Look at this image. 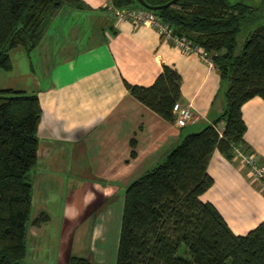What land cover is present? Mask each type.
I'll list each match as a JSON object with an SVG mask.
<instances>
[{
  "label": "crops",
  "instance_id": "obj_1",
  "mask_svg": "<svg viewBox=\"0 0 264 264\" xmlns=\"http://www.w3.org/2000/svg\"><path fill=\"white\" fill-rule=\"evenodd\" d=\"M81 1L86 9H61L34 50L11 51L12 70L0 69V90L36 94L42 108L31 208L37 199L59 198V191L62 198L53 210L37 205L38 215L44 212L50 220L28 227L22 264H68L71 255L115 264L127 186L225 108L212 64L164 41L151 26L117 20L110 0ZM40 52L45 56L37 61V77L32 56ZM163 66L181 77L179 104L192 114L183 124L165 121L126 90L125 83L152 85ZM4 72H19L21 83L4 81ZM241 110L244 140L264 166V101L252 98ZM207 172L213 185L200 200L212 204L235 235L264 221L262 184L247 168L215 151ZM47 182L53 184L49 193ZM52 214L60 220L53 238Z\"/></svg>",
  "mask_w": 264,
  "mask_h": 264
},
{
  "label": "trees",
  "instance_id": "obj_2",
  "mask_svg": "<svg viewBox=\"0 0 264 264\" xmlns=\"http://www.w3.org/2000/svg\"><path fill=\"white\" fill-rule=\"evenodd\" d=\"M143 1L160 7L172 0ZM110 3L112 9L140 6L136 0ZM65 7L86 9L81 0H0V69L12 70L11 51L34 50ZM155 14L172 36L206 54L219 74L225 108L212 123L185 134L159 163L127 186L115 264H264V221L237 236L212 204L200 200L213 185L207 168L215 151L233 163L237 150L254 154L244 140L241 109L252 98L264 101V26L255 27L236 54L238 33L259 19L244 3L180 0ZM180 82L175 69L163 66L152 85L125 87L138 102L174 122ZM41 117L36 94L0 90V264H22L28 227L50 220L44 212L30 220V173L37 161ZM182 245L189 258L178 256ZM68 264L97 263L71 255Z\"/></svg>",
  "mask_w": 264,
  "mask_h": 264
},
{
  "label": "built area",
  "instance_id": "obj_3",
  "mask_svg": "<svg viewBox=\"0 0 264 264\" xmlns=\"http://www.w3.org/2000/svg\"><path fill=\"white\" fill-rule=\"evenodd\" d=\"M113 16L117 20L129 21L133 26L148 25L155 28L164 41L172 42L176 47L186 53H193L212 64L206 58V54L199 48L193 47L189 42L172 36L171 30L161 23L155 12L139 9H113ZM173 114L180 123H184L192 118L189 108L181 107L179 103L175 104L172 109ZM236 160L242 166L248 169L252 178L262 184L264 191V166L259 164V159L254 154H244L236 151Z\"/></svg>",
  "mask_w": 264,
  "mask_h": 264
},
{
  "label": "rangeland",
  "instance_id": "obj_4",
  "mask_svg": "<svg viewBox=\"0 0 264 264\" xmlns=\"http://www.w3.org/2000/svg\"><path fill=\"white\" fill-rule=\"evenodd\" d=\"M231 3H238V2H242L252 8H255L256 10V14L258 16V20L255 24H253L252 26L248 27V28H244L242 31H240L237 35V47H236V50H235V53L238 54L240 51H241V48H242V45L245 41V39L248 37V34L257 26L259 25H263L264 26V0H229ZM66 8V7H65ZM139 10H145L144 8H142L141 6H139L138 8ZM41 54H43V52H40L38 53V55L36 53H34V55L32 56V61H33V65H34V69H35V74L37 77H39L41 75V69H39V63L40 61L43 59V57L45 55H42L40 56ZM40 56V57H39ZM39 63H38V62ZM48 65V64H47ZM28 67V66H27ZM3 72V71H2ZM3 75V80L6 81V82H11L13 83V85H16L17 82H20V80H22L21 78L23 77L19 72H13V73H2ZM27 85L29 87H31V83L28 82ZM29 91H30V88H29ZM32 172L30 173V176H31ZM44 186L46 188V193H49L51 191V187L53 186V184L50 182H47V183H44ZM61 195V191H59V198H52L51 199H47V198H42L41 200H35L34 201V204L31 208V212H30V220L34 219L35 217L38 216V208H37V205H44V206H47L48 209H52L53 210V207H55L56 205H60L58 204L62 202V199L60 197ZM52 217H54L53 219V223L52 225H48L50 226L49 229H51L49 232L51 234V237L52 236H56L58 233H59V225H60V220L58 219V215L57 214H52ZM89 226V223L88 225L87 224H84L83 228H82V232H78V237H80V233H85V230L87 229V227ZM53 238V237H52ZM84 241V240H83ZM86 242V241H85ZM178 256L180 257H185V258H189V255L185 249V247L182 245L179 250H178Z\"/></svg>",
  "mask_w": 264,
  "mask_h": 264
},
{
  "label": "water",
  "instance_id": "obj_5",
  "mask_svg": "<svg viewBox=\"0 0 264 264\" xmlns=\"http://www.w3.org/2000/svg\"><path fill=\"white\" fill-rule=\"evenodd\" d=\"M179 0H172L170 2H168L167 4L160 6V7H150L148 5L145 4V2L143 0H137L138 4L144 8L147 11H152V12H156L158 10L164 9V8H168L172 5H174L176 2H178Z\"/></svg>",
  "mask_w": 264,
  "mask_h": 264
},
{
  "label": "flooded vegetation",
  "instance_id": "obj_6",
  "mask_svg": "<svg viewBox=\"0 0 264 264\" xmlns=\"http://www.w3.org/2000/svg\"><path fill=\"white\" fill-rule=\"evenodd\" d=\"M137 1V0H136ZM180 1V0H179ZM230 2V1H229ZM138 3V2H137ZM177 3V2H176ZM231 3V2H230ZM239 3V2H238ZM242 3V2H241ZM232 4H235V3H232ZM173 6V5H172ZM171 7V6H170ZM255 9V8H254Z\"/></svg>",
  "mask_w": 264,
  "mask_h": 264
}]
</instances>
